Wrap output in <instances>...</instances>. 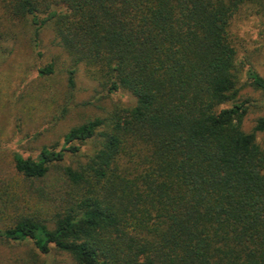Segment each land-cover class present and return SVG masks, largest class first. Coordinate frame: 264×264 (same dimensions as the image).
Returning <instances> with one entry per match:
<instances>
[{
	"label": "trees",
	"instance_id": "trees-1",
	"mask_svg": "<svg viewBox=\"0 0 264 264\" xmlns=\"http://www.w3.org/2000/svg\"><path fill=\"white\" fill-rule=\"evenodd\" d=\"M0 3L34 48L52 31L69 88L82 65L122 101L13 155L27 184L0 192L1 241L72 264H264V114L245 131L261 106L240 94L264 95V76L233 31L264 0Z\"/></svg>",
	"mask_w": 264,
	"mask_h": 264
},
{
	"label": "rangeland",
	"instance_id": "rangeland-1",
	"mask_svg": "<svg viewBox=\"0 0 264 264\" xmlns=\"http://www.w3.org/2000/svg\"><path fill=\"white\" fill-rule=\"evenodd\" d=\"M7 19L0 3V192L12 186L19 193L27 183L14 168L15 153L26 156L43 145L62 142L69 127L88 118L105 116L113 101H122L118 96L105 97L82 65L74 87L69 88L64 51L52 31L42 30L39 45L34 48L28 30ZM233 31L246 49V59L264 76V17L239 20ZM51 60L55 61V72L40 77L37 66ZM241 80L245 81L243 73ZM240 94L261 106L249 111L243 120V129L250 131L255 119L264 114V95L249 86ZM256 140L262 145V134L257 133ZM40 258L38 261L27 242L8 243L0 239V264H38L36 261L42 259L47 264H72L67 253L56 250Z\"/></svg>",
	"mask_w": 264,
	"mask_h": 264
}]
</instances>
